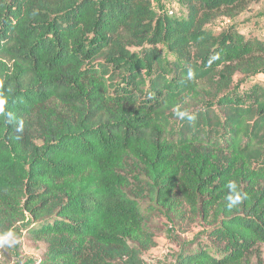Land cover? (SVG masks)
Returning <instances> with one entry per match:
<instances>
[{
  "label": "trees",
  "instance_id": "16d2710c",
  "mask_svg": "<svg viewBox=\"0 0 264 264\" xmlns=\"http://www.w3.org/2000/svg\"><path fill=\"white\" fill-rule=\"evenodd\" d=\"M180 1L186 17L152 0H0V235L48 240L32 264H151L132 179L173 219L208 223L173 264H251L264 243V95L226 91L264 67V42L207 27L252 0ZM229 180L247 193L231 210Z\"/></svg>",
  "mask_w": 264,
  "mask_h": 264
},
{
  "label": "rangeland",
  "instance_id": "374dc122",
  "mask_svg": "<svg viewBox=\"0 0 264 264\" xmlns=\"http://www.w3.org/2000/svg\"><path fill=\"white\" fill-rule=\"evenodd\" d=\"M152 5L158 13H167L178 17L187 16L186 5L180 0H152ZM207 27L214 33L235 27L245 38L259 39L264 42V0H252L246 10L233 17L217 15ZM159 48L164 62L170 67V62L176 59L175 55L170 53L163 44L159 45ZM225 86L226 82L223 79L219 77L214 79L208 85L210 89L204 105L212 102L215 96L222 93ZM253 88H259L264 95V67L249 74L241 72L235 74L230 88L226 91L233 90L237 92V95L242 96ZM135 174L140 180L145 179L140 173ZM132 180L128 192L139 200L143 212L149 215L147 226L154 233L157 243L153 249L144 253L151 264H173L175 254L184 243L206 238L209 229L206 221L193 220L190 217L178 221L173 219L155 207L150 197L144 193L143 185L139 184L136 179ZM22 229L23 225L13 228L12 232L16 236L14 243L0 245V264H30L32 261L44 257L49 241L34 238ZM249 261L251 264H264V243L257 245L252 250L249 254Z\"/></svg>",
  "mask_w": 264,
  "mask_h": 264
},
{
  "label": "clouds",
  "instance_id": "9594fccd",
  "mask_svg": "<svg viewBox=\"0 0 264 264\" xmlns=\"http://www.w3.org/2000/svg\"><path fill=\"white\" fill-rule=\"evenodd\" d=\"M189 79L194 77V73L190 70L188 73ZM6 103V99L3 96H0V112H3L4 105ZM175 115L177 118L184 120L187 119L189 121H194L196 119L195 114L188 112L187 110H182L180 106L175 108ZM9 118L12 119V114L9 113ZM23 128V122H19V126L17 127V131H21ZM225 187L228 190V194L226 196L227 204L226 207L231 210L239 205H241L245 199H247V193L244 192L238 185L235 180H229ZM16 240V236L12 231H8L0 235V245H11Z\"/></svg>",
  "mask_w": 264,
  "mask_h": 264
}]
</instances>
